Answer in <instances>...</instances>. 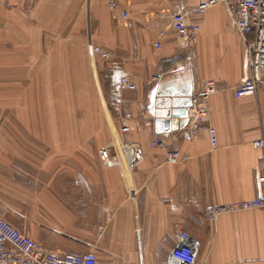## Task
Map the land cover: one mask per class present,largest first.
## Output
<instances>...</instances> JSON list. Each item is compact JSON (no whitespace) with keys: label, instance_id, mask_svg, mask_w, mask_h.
<instances>
[{"label":"crops","instance_id":"crops-1","mask_svg":"<svg viewBox=\"0 0 264 264\" xmlns=\"http://www.w3.org/2000/svg\"><path fill=\"white\" fill-rule=\"evenodd\" d=\"M203 1L30 0L35 12L43 7L40 13L82 15L78 28L91 31L92 44L111 53L96 58L110 67L116 86L123 75L135 81L136 90L119 89L112 117L119 128L112 145L131 148H114L105 161L101 135L80 136L81 144L71 149L30 152L27 175L15 168L21 161L14 153L0 149V219L50 251L92 249L101 264L114 257L137 262L140 246L146 264H166L182 229L201 241L205 264H264V208L223 212L215 220L205 216L213 205L251 200L264 191V147L255 144L264 140V81L255 95L236 96L250 75V53L231 13L237 0L197 13ZM111 2L118 6L112 9ZM176 13L201 26L196 39L178 35ZM209 80L218 90L193 138L187 133L191 118L173 117L169 108L175 105L166 103L189 102ZM125 124L129 132L122 131ZM210 127L217 131V148ZM158 138L178 146V163L168 162L166 149L151 146Z\"/></svg>","mask_w":264,"mask_h":264},{"label":"rangeland","instance_id":"rangeland-1","mask_svg":"<svg viewBox=\"0 0 264 264\" xmlns=\"http://www.w3.org/2000/svg\"><path fill=\"white\" fill-rule=\"evenodd\" d=\"M41 1L0 0V149L14 153L23 174L32 151L71 149L94 135L103 149L117 142L119 129L112 121L119 85L90 54L91 31L78 28L82 15L30 9Z\"/></svg>","mask_w":264,"mask_h":264},{"label":"built area","instance_id":"built-area-1","mask_svg":"<svg viewBox=\"0 0 264 264\" xmlns=\"http://www.w3.org/2000/svg\"><path fill=\"white\" fill-rule=\"evenodd\" d=\"M230 2L231 0H205L198 5L196 12L204 13L218 3ZM117 6L118 2L110 3L112 9ZM231 13L234 25L250 53V75L236 88V96L238 98L252 96L257 93L264 81V0H237L236 6L231 8ZM122 15L125 19L129 16L126 10H123ZM173 24L181 37L196 39L201 31V26L189 21L184 13L174 14ZM249 35L253 38L250 39ZM89 51L93 56L99 55L104 59L111 57V53L100 45H90ZM119 89L134 91L137 85L130 75H123L119 79ZM217 90L216 81L209 80L188 102V116L191 118L192 125L189 126L187 133L191 137L194 138L198 129L207 121L209 115L207 102ZM131 117V113L126 115L128 119ZM131 129L132 127L128 124L122 127L123 132H129ZM209 131L213 147L217 148V131L214 127H210ZM255 144L257 147H264V140H258ZM151 146L166 149L167 160L170 163H178L181 159L178 146H169L161 138L154 139ZM114 148L129 151L131 147L124 142H118L101 149L105 161L110 160L109 152ZM135 150L139 161L142 155L139 149L135 148ZM254 208H264V191L260 197L251 200L230 205H213L206 210L205 216L209 220H215L223 212ZM201 249V241L192 237L187 229H182L177 235L176 244L168 253L166 264H205V261L201 259ZM0 264H101V261L99 255L92 249L82 253L50 251L31 234L18 229L5 219H0ZM110 264H146L145 254L140 246L137 262L114 257Z\"/></svg>","mask_w":264,"mask_h":264},{"label":"water","instance_id":"water-1","mask_svg":"<svg viewBox=\"0 0 264 264\" xmlns=\"http://www.w3.org/2000/svg\"><path fill=\"white\" fill-rule=\"evenodd\" d=\"M169 107L170 104L175 105L173 109L169 108V114L173 117H188L189 111H188V101L186 99H168L166 103ZM178 105V106H176ZM184 105V106H182ZM186 105V106H185Z\"/></svg>","mask_w":264,"mask_h":264}]
</instances>
